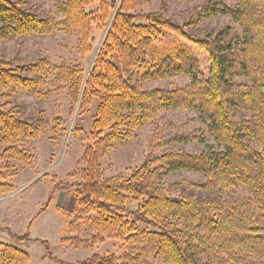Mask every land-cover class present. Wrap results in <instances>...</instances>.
<instances>
[{
  "label": "trees",
  "instance_id": "1",
  "mask_svg": "<svg viewBox=\"0 0 264 264\" xmlns=\"http://www.w3.org/2000/svg\"><path fill=\"white\" fill-rule=\"evenodd\" d=\"M149 0H63L55 8L62 16L42 17L24 0H0V41L13 37L45 35L55 30L76 32L77 49L90 50L92 25L105 27V38L86 77L79 66L52 67L44 59L11 67L0 61V98L19 90L43 95L46 78L55 72L66 84L70 97L88 109L96 101L90 140L83 153L82 180L73 184L74 219L68 229L83 225L99 238L107 235L121 242L124 262L114 254H93L76 264H148L151 254H160L163 264L243 263L264 254V0H205L195 10L199 18L227 15L241 28L229 39L227 29L197 36L166 16L163 6L145 12ZM168 0H162L166 2ZM187 1V0H177ZM96 5L94 10L87 8ZM140 20V22H137ZM191 43L205 56L201 68L190 50L169 47L156 64H148L149 51L160 45L165 34ZM25 73L31 76L24 75ZM186 74L190 81L172 89H145L143 80ZM245 76L250 85L231 79ZM7 103V102H5ZM253 112L248 119H235L236 107ZM0 104V159L26 160L20 146L42 133L44 124H33L15 116ZM194 109L208 119V130L219 149L200 153L167 151L148 156L127 176L104 178L100 160L107 151L134 137L162 111ZM59 131V120L53 127ZM190 139V138H189ZM157 137V145L172 140ZM260 143L256 148L253 143ZM193 171L204 181L191 186L217 189L218 197L175 194V184L163 185L171 172ZM4 179L5 175L0 174ZM241 185L244 197L230 198L225 192ZM58 187V183H54ZM12 184L0 181V192ZM50 190V197L52 196ZM129 203L136 204L131 210ZM42 210V208H41ZM132 215L129 219L128 215ZM138 224L154 230H140ZM16 240L27 236L11 233ZM205 256L206 262L202 261ZM3 264H28L29 257L15 247H5ZM245 263V262H244Z\"/></svg>",
  "mask_w": 264,
  "mask_h": 264
},
{
  "label": "rangeland",
  "instance_id": "2",
  "mask_svg": "<svg viewBox=\"0 0 264 264\" xmlns=\"http://www.w3.org/2000/svg\"><path fill=\"white\" fill-rule=\"evenodd\" d=\"M24 1L28 8L42 17L52 15L56 20L62 19L55 4L63 0ZM204 1L168 0L163 3L162 0H149L141 9L150 12L163 6L167 17L180 24H189L196 14L197 6ZM225 1L229 5L234 4L231 0ZM95 7L97 6L92 5L87 9L94 10ZM109 25L110 21L105 27H98L93 23L91 47L84 54L77 49L76 32L55 30L45 35L13 37L0 41V61H7L13 67L44 59L52 67L79 66L86 77ZM223 29H227L229 39H235L241 33L240 26L227 15L199 18L187 27L189 32L197 36L215 34ZM154 47L147 57L148 64L151 65L161 60L160 57L166 55L169 47H184L190 50L201 68L206 61L205 54L197 47L168 33L162 43ZM24 75L31 76L29 73ZM231 80L250 85L245 76L239 75ZM189 81L188 75L178 74L143 80L141 84L145 89H172L183 87ZM41 90L45 92L43 95L19 90L11 97L0 98V104H5L3 109H12L17 118L33 124H44L38 137L26 139L20 145L28 156L26 160L6 157L0 159V174L5 175L0 181L13 186L10 192H0V264H3V251L9 245L26 252L29 257L28 264H76L93 254H114L120 262H124V250L119 240L105 234L99 238L94 237L85 225L77 232L68 229L69 223L74 219L71 213L74 203L72 185L82 180L83 153L91 142L90 131L96 101L88 109L81 108L79 99L73 100L70 97L67 85L56 81L55 72L47 76ZM252 114V111L240 106L234 109L235 119H248ZM57 119L59 131L55 134L53 127ZM208 122V119L203 118L194 109L162 111L153 121L137 131L134 137L107 151L100 160L103 177L127 176L148 156L167 151L195 154L206 149H219L208 130ZM157 137L190 139L172 140L162 146L155 142ZM253 145L258 149L262 147L258 142ZM3 148L4 146L0 145V153ZM203 181L201 174L187 170L171 172L162 180L165 186L175 184V194L182 192L184 195L192 194L204 198L223 195L217 189L204 190L191 186L192 183ZM54 183H58V187H54ZM51 189L53 193L50 197ZM225 194L232 199L246 196L247 191L238 185ZM128 206L134 210L137 205L129 203ZM128 217L133 218L131 214ZM138 227L140 230H154L152 226L145 224H138ZM11 233H27V236L16 240ZM206 259L205 256L202 257L203 262H206ZM147 262L163 264L160 254H151ZM244 262L236 264H264V254L248 257Z\"/></svg>",
  "mask_w": 264,
  "mask_h": 264
},
{
  "label": "crops",
  "instance_id": "3",
  "mask_svg": "<svg viewBox=\"0 0 264 264\" xmlns=\"http://www.w3.org/2000/svg\"><path fill=\"white\" fill-rule=\"evenodd\" d=\"M1 200V199H0Z\"/></svg>",
  "mask_w": 264,
  "mask_h": 264
}]
</instances>
